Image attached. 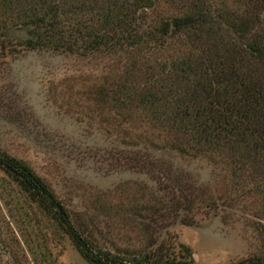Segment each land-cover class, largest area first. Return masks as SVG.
<instances>
[{
	"label": "rangeland",
	"instance_id": "374dc122",
	"mask_svg": "<svg viewBox=\"0 0 264 264\" xmlns=\"http://www.w3.org/2000/svg\"><path fill=\"white\" fill-rule=\"evenodd\" d=\"M175 12L163 0L144 22ZM24 38L22 28L0 26V150L23 160L46 181L87 240L121 254L165 243L177 259L191 258L193 264H234L264 254V182L259 177L232 176L222 161L206 155L157 150L184 175L227 196L216 207L200 205L186 223L170 212L171 192L164 182L145 171L115 163L114 168L105 159L125 145L123 134L130 140L147 131L162 143L158 135L163 131L139 110L130 109L134 119H129L124 112L101 108L104 76L122 71L131 57L167 61L184 52L190 43L183 31L128 55L24 48ZM120 121L121 131L116 127ZM147 214L157 222L149 223ZM179 243L191 254L182 253ZM0 264H91L54 217L1 167Z\"/></svg>",
	"mask_w": 264,
	"mask_h": 264
},
{
	"label": "trees",
	"instance_id": "16d2710c",
	"mask_svg": "<svg viewBox=\"0 0 264 264\" xmlns=\"http://www.w3.org/2000/svg\"><path fill=\"white\" fill-rule=\"evenodd\" d=\"M161 1L0 0V26L22 28L24 48H83L108 55H128L140 45L164 44L170 34L184 32L190 43L184 52L167 61L131 57L122 71L106 74L99 106L124 112L129 119H134L130 109L139 110L162 128V143L147 131L130 135V140L123 134L125 145L105 159L164 182L171 192L170 212L190 223L200 205L216 207L227 196L184 175L157 150L206 155L222 161L232 176L249 174L264 182V0H164L176 12L145 23ZM116 125L121 131L122 122ZM0 167L54 217L91 264H193L191 258L177 259L165 243L127 254L100 248L79 232L27 163L0 150ZM148 222L157 221L149 216ZM260 236L264 248V221ZM179 245L182 253L191 254L188 246ZM234 264H264V254Z\"/></svg>",
	"mask_w": 264,
	"mask_h": 264
}]
</instances>
